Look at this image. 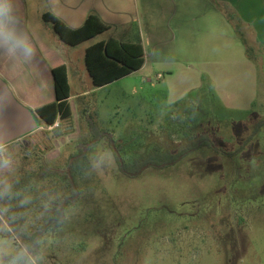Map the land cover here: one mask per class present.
<instances>
[{"label": "rangeland", "instance_id": "374dc122", "mask_svg": "<svg viewBox=\"0 0 264 264\" xmlns=\"http://www.w3.org/2000/svg\"><path fill=\"white\" fill-rule=\"evenodd\" d=\"M213 1L220 14L234 17L231 25L251 48V62L230 52L218 17L216 33L207 14L191 11V34L213 42L217 58L205 55L194 69L170 59L169 72L148 61L144 70L79 102L69 73L71 118L3 147L0 165L8 163L0 166V238L12 255L25 249L24 237L40 232L35 254L29 252L37 264H264V132L239 150L264 118V40L243 21L264 28V0ZM35 4H29V29L53 40ZM126 31L109 30L79 50ZM223 110L229 118H221ZM241 112L248 117L237 120ZM106 133L123 145L127 161L154 146L176 152L200 137L218 152L203 148L166 170L130 179L119 171ZM80 150L90 168L78 196L63 222L44 230L46 217L69 196L62 189L67 160Z\"/></svg>", "mask_w": 264, "mask_h": 264}, {"label": "crops", "instance_id": "0c3cea01", "mask_svg": "<svg viewBox=\"0 0 264 264\" xmlns=\"http://www.w3.org/2000/svg\"><path fill=\"white\" fill-rule=\"evenodd\" d=\"M9 2L15 17V22L9 24V27H15L18 37H26L28 44L33 48V54L25 57L21 49L10 52V46L0 38V78L7 84L15 98L32 112L55 101L52 69L61 65H64L67 71L70 107L73 96L69 73L73 77L76 89L74 99L77 102L111 85L94 87L86 72L85 49L96 42L85 46L81 52L79 48L85 43L76 47L64 44L44 22L42 16L47 13L73 30L79 29L87 17L94 14L109 26L110 30L114 28L127 30L118 38L97 42L114 39L124 43H139L144 52V65L139 71L147 68L150 61L151 66L169 72L171 65L167 61L170 59L182 60L179 65L194 69L205 55H216L217 58V47H209L213 42L206 44V39L197 38L201 37L199 34L195 37L191 34L189 18L191 11H196L202 17L206 14L210 17L215 23L216 33L218 17L219 23L225 24V32L229 35V45L232 48L230 52L244 55V63L251 62L246 57L245 47L236 37L232 25L222 13L220 14L213 0H9ZM35 3L39 6L37 17L46 25L53 40L51 37L47 40L41 32L33 30L31 32L29 29V6H36ZM43 3L46 8H43ZM240 9V12L246 11L245 7L241 6ZM127 10H130V13H126ZM243 21L253 28L260 40H264V28L256 20ZM142 22L145 23V27ZM239 43L242 44V49Z\"/></svg>", "mask_w": 264, "mask_h": 264}, {"label": "trees", "instance_id": "16d2710c", "mask_svg": "<svg viewBox=\"0 0 264 264\" xmlns=\"http://www.w3.org/2000/svg\"><path fill=\"white\" fill-rule=\"evenodd\" d=\"M42 18L44 22L51 26V29L58 38L64 44L71 47H76L94 40L110 30V27L104 24L94 14L89 15L84 24L76 30L69 29L50 13L44 14ZM225 18L230 24L234 21L233 16H225ZM234 31L236 37L245 47L246 57L249 60H253L252 50L248 46L247 41L238 34L237 24H234ZM84 65L92 85L96 88L103 87L141 70L144 65L143 48L139 43H124L114 39L99 41L85 49ZM52 76L55 101L33 112L37 120L38 128H52L57 121L63 122L70 119L72 116L71 107L68 102L70 98V88L66 67L61 65L53 68ZM201 89L205 90L204 87ZM218 114L222 116L221 118L223 119L229 118L231 115L228 111L224 110L218 112ZM236 115H238L235 117L237 120L242 119V117H248L247 112L237 113ZM91 129H94V127L92 126ZM263 132L264 118H260L255 122L251 134L244 140L239 150L244 149L250 142L256 141ZM104 136L108 137V145L115 156L119 171L122 175L130 179L138 177L148 169L156 171L166 170L180 163L191 153L203 148L218 152L209 138L200 137L186 144L184 148L176 152L163 149L160 146H154L148 153L141 154L131 161H127L122 158L121 152L123 145L117 144L108 133L104 134ZM100 138H102V136ZM97 140L98 139L94 138L91 141L96 143ZM89 168L90 162L85 151L80 150L69 157L67 160V172L62 184L63 191L69 193V196L63 199L60 210L46 217L45 222L41 226L44 230L52 227L56 228V226H59V224L63 222L66 209L70 204V199L78 196V183L84 179ZM41 236L40 232H34L23 238V244L28 252L35 254L33 248L39 246L42 240Z\"/></svg>", "mask_w": 264, "mask_h": 264}, {"label": "water", "instance_id": "95a60500", "mask_svg": "<svg viewBox=\"0 0 264 264\" xmlns=\"http://www.w3.org/2000/svg\"><path fill=\"white\" fill-rule=\"evenodd\" d=\"M38 129L34 113L22 105L0 78V145L20 140Z\"/></svg>", "mask_w": 264, "mask_h": 264}, {"label": "clouds", "instance_id": "9594fccd", "mask_svg": "<svg viewBox=\"0 0 264 264\" xmlns=\"http://www.w3.org/2000/svg\"><path fill=\"white\" fill-rule=\"evenodd\" d=\"M12 12L13 9L9 0H0V38L10 46V52L21 49L25 57H30L33 54V48L28 44L26 37H18L15 27H9V24L15 22ZM2 152L3 147L0 145V154ZM7 163L8 161L4 160L0 166H4ZM5 256H10V259L5 260ZM37 259L38 257H33L26 248L16 255H12L10 243L0 238V264H37Z\"/></svg>", "mask_w": 264, "mask_h": 264}, {"label": "built area", "instance_id": "2783aa9c", "mask_svg": "<svg viewBox=\"0 0 264 264\" xmlns=\"http://www.w3.org/2000/svg\"><path fill=\"white\" fill-rule=\"evenodd\" d=\"M158 78H160V77H158ZM55 126V125H54Z\"/></svg>", "mask_w": 264, "mask_h": 264}]
</instances>
